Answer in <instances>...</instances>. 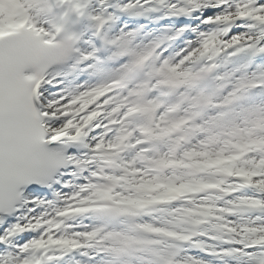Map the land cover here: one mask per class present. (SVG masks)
Returning a JSON list of instances; mask_svg holds the SVG:
<instances>
[{"label": "snow or ice", "instance_id": "obj_1", "mask_svg": "<svg viewBox=\"0 0 264 264\" xmlns=\"http://www.w3.org/2000/svg\"><path fill=\"white\" fill-rule=\"evenodd\" d=\"M0 264H264V0H0Z\"/></svg>", "mask_w": 264, "mask_h": 264}]
</instances>
